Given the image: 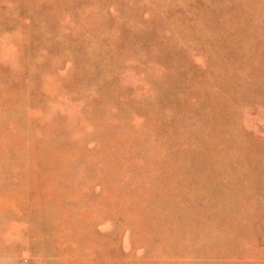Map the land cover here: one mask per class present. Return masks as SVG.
I'll return each mask as SVG.
<instances>
[{"label": "rangeland", "instance_id": "obj_1", "mask_svg": "<svg viewBox=\"0 0 264 264\" xmlns=\"http://www.w3.org/2000/svg\"><path fill=\"white\" fill-rule=\"evenodd\" d=\"M0 264H264V0H0Z\"/></svg>", "mask_w": 264, "mask_h": 264}]
</instances>
